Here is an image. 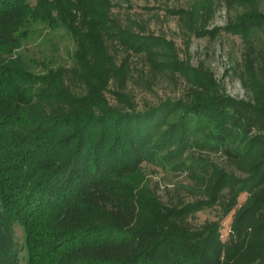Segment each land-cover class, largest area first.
<instances>
[{
    "label": "trees",
    "instance_id": "16d2710c",
    "mask_svg": "<svg viewBox=\"0 0 264 264\" xmlns=\"http://www.w3.org/2000/svg\"><path fill=\"white\" fill-rule=\"evenodd\" d=\"M216 1L169 13L204 23ZM111 9V0H0V264H19L15 224L27 264H264V39L249 42L264 38V14L252 8L224 27L249 42L244 83L254 96L243 100L179 61L164 38L122 27ZM33 23L72 39L70 67L18 52ZM110 46L124 53L120 64ZM131 57L150 72L179 74L185 98L137 111L121 91ZM110 82L115 106L105 96ZM192 149L222 155L241 176L195 160ZM174 161L188 162L189 191L203 198L165 206L143 184L142 163ZM217 204L221 218L233 212L225 240L221 219L188 222Z\"/></svg>",
    "mask_w": 264,
    "mask_h": 264
},
{
    "label": "rangeland",
    "instance_id": "374dc122",
    "mask_svg": "<svg viewBox=\"0 0 264 264\" xmlns=\"http://www.w3.org/2000/svg\"><path fill=\"white\" fill-rule=\"evenodd\" d=\"M197 1L200 0H111V15L122 27L137 33L141 31V26L144 34L159 36L170 42L178 60L188 63L193 69L202 68L213 78L221 93L236 99L252 100L254 92H251L244 83L247 80V68L243 54L248 41L226 32L224 27L235 22L240 14L252 8L264 14V0H253L252 4L233 3L230 7L223 0H218L213 5L209 20L204 23L198 21L190 24L189 19L185 17L182 19L169 13V10L190 11ZM215 29L219 30L216 34ZM210 31L212 33L208 34L207 32ZM262 39H264L263 35L259 32L250 38L249 42L260 46ZM74 49L72 39L62 29L51 30L44 24L33 23L29 27L28 38L18 52L48 68L60 66L67 68L71 65L68 53ZM113 53L117 63L120 64L124 59V53L118 49ZM129 66L130 76L121 91L129 96L137 111L157 107L165 101L185 98L189 86L179 74L150 72L139 57H131ZM31 69L40 72L35 66H31ZM260 80L264 84L262 77ZM114 83L110 82L105 93L111 106L116 105L111 92L118 90ZM72 91L77 95L83 93L81 88L74 86ZM190 155H193L195 160L205 158L212 166H218L226 172L241 176L220 154L192 149ZM185 157L187 159L190 156L186 153ZM185 164L182 168H177L176 161L166 164L146 162L141 164L143 184L155 193L163 205L172 206L179 201L188 204L203 198L196 192L189 191L196 182L190 177L188 162L185 161ZM200 171L201 168L197 169L198 173ZM245 197L246 194L239 196L238 205L245 200ZM232 214L233 212L221 218V209L217 204L197 211L189 217L188 222L193 227H199L206 222L221 219V238L225 240ZM13 241L19 264H27L24 232L16 224L13 226Z\"/></svg>",
    "mask_w": 264,
    "mask_h": 264
}]
</instances>
